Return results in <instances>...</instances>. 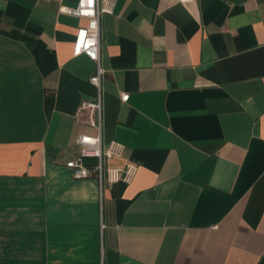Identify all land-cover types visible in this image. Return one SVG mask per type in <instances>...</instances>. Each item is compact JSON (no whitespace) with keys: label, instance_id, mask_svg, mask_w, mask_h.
I'll return each instance as SVG.
<instances>
[{"label":"crops","instance_id":"0c3cea01","mask_svg":"<svg viewBox=\"0 0 264 264\" xmlns=\"http://www.w3.org/2000/svg\"><path fill=\"white\" fill-rule=\"evenodd\" d=\"M75 2L0 0V264H264V0H112L99 136L137 170L100 193L64 167L97 132Z\"/></svg>","mask_w":264,"mask_h":264},{"label":"built area","instance_id":"2783aa9c","mask_svg":"<svg viewBox=\"0 0 264 264\" xmlns=\"http://www.w3.org/2000/svg\"><path fill=\"white\" fill-rule=\"evenodd\" d=\"M181 4H189L193 0H175ZM112 0H76L74 7L61 8L62 13L85 20V25L78 27L71 43V56H84L94 63V74L88 78V83L96 91V99L92 103H83V109L90 110L93 116L92 125L96 129L94 136L82 135L78 138L79 146L76 158L65 162L64 167L71 173L73 179L93 178L98 186L99 193L103 185L114 183L130 184L135 177L137 166L130 160L124 146L115 142L102 144L100 131V102L99 84L103 70L99 66V34L100 17L110 11ZM127 99L126 94H120V101ZM83 158H93L95 164L91 167L82 165ZM119 160L117 167H110L107 162ZM102 225H100V228Z\"/></svg>","mask_w":264,"mask_h":264}]
</instances>
